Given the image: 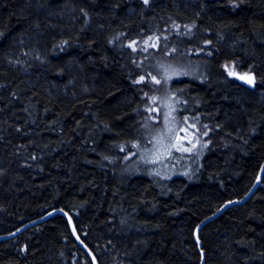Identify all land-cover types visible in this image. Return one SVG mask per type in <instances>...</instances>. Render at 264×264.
<instances>
[{"label":"trees","instance_id":"16d2710c","mask_svg":"<svg viewBox=\"0 0 264 264\" xmlns=\"http://www.w3.org/2000/svg\"><path fill=\"white\" fill-rule=\"evenodd\" d=\"M174 1L0 0V237L79 204L76 226L98 264H198L194 228L218 206L243 199L264 162L263 98L233 85L218 68L221 56H210L235 48L264 75V0H242L237 15L223 0ZM174 3L193 7L208 29H221L218 36L195 53L151 51L174 36L158 10ZM17 53L22 62L14 66ZM36 54L48 59L39 68ZM197 54L215 67L206 84L183 78L191 85L180 93L202 111L184 117L205 136L201 182L156 189L126 161L149 131L163 89L150 72L161 81L158 63ZM218 229L228 242L215 246ZM63 239L70 244V230L57 215L1 240L0 264H61ZM199 239L207 264H264V189L203 226Z\"/></svg>","mask_w":264,"mask_h":264},{"label":"rangeland","instance_id":"374dc122","mask_svg":"<svg viewBox=\"0 0 264 264\" xmlns=\"http://www.w3.org/2000/svg\"><path fill=\"white\" fill-rule=\"evenodd\" d=\"M161 1L163 0H152L154 4L157 3L156 5H158V3ZM176 1L177 0H175L174 2ZM184 1L190 6H192L193 4L197 5V3H199V0H190L191 2L189 0ZM223 1L228 8L233 10V14L237 15L236 13L240 11V8L242 6V0ZM176 4L177 3H174V5L171 6L170 9L169 7L167 8V6H161L160 8H158V10L162 13L163 19L166 24L171 27L172 32L174 31L175 33L174 36L165 41H162L161 43L153 42V49H151V51H157L158 49L166 48L170 51H173L172 49H176L180 51H192L193 53H195V49L199 50L200 45H202L206 40L218 36V34L220 33L221 29H208L207 26L203 25L201 22L202 14L200 15L196 13L193 7L190 8L186 5L184 7L185 9L182 10L180 7L176 6ZM206 9L207 5H202V11L200 12L206 14ZM85 14L89 16L84 11V15ZM148 15H146V17ZM221 15L222 13H219V16ZM149 18L150 17H147L145 21H149ZM64 44L66 45V42H64ZM154 46H156V48H154ZM51 49L53 51L52 58H58L59 55L55 54V50L53 49V47ZM234 50L236 49L234 48ZM234 50H229L222 55L216 54L213 50H211L210 56L212 58L221 56L218 68L219 70L224 71V73L232 81L233 85L239 86L249 92H258L259 97H262L264 100V85L256 86L258 81H263L264 83V75H262L261 66H258L253 60H247V58L241 56L238 51L236 52ZM59 53H62V51H59ZM36 56L37 63H32L35 65V68H39L40 65H42L43 63L45 64V62H47L48 60L47 57L44 55L42 56V54H36ZM167 56L169 55L167 54ZM198 56V58L193 57L192 59H190L189 55L180 59L178 63L170 60H168L169 62L164 61V63L162 64L158 63L157 71L160 74L161 81H157L154 74L150 72V80L155 81L158 84L162 83L163 89L160 91V93H158L157 97L154 98L155 102H157L155 103L157 104V107L151 110L152 114L150 115V125L148 124L150 127L149 131H146L147 134L144 135L145 138L142 142L132 145L133 151L131 153H128L126 161H128L131 165H136V167L138 166V175L140 177L148 179L152 184V187H155L156 189L160 188L163 190H170L171 187L178 188L177 186L179 185L194 186L198 183L200 184L201 182L200 175L201 170L204 167V164H202V159L205 155L204 146L207 145L204 141L205 136L198 134L195 124L184 121L188 120L184 119L185 116H183L186 112V108H180V103L177 97L170 89L171 87L173 90H178L179 94L180 91L191 85L190 81H187V84H184L186 81H183V78L190 77L196 78L197 80H203L207 75L211 74V71L215 67V65L213 67L212 63L208 61L210 59L209 56ZM19 57L20 56L17 53V56H13L10 59V62H12L14 66L19 65L20 62H22V58ZM62 76V74L58 75V77ZM162 81H164V83H168L166 84L167 87H164V83ZM206 81L208 80H203L202 82L206 84L208 83ZM69 83L70 81H65V79L62 80V85H64V87L69 86ZM2 84L5 85L4 82H2ZM181 95L186 96L184 92L180 93V96ZM27 118L28 122L26 124H30L33 126V128H36L38 121L34 117L29 115ZM204 119L208 120L206 117H204ZM26 124L24 125V127H26L24 128L26 129V134L28 133L29 135H32L34 129H31V126H28ZM223 131L225 132V129H223ZM238 132H241V130H239ZM262 132L263 131H261V129L259 128L253 132L252 137H259ZM127 142L129 143L132 141L127 140L123 143ZM263 165L264 162L260 166V171ZM259 175L254 179L252 187H248V191L245 193L246 195L244 197H246L252 190ZM259 188L264 189L262 180L258 189ZM156 191L159 192L158 190ZM236 200L239 201L238 199H234L218 206L214 214L227 203ZM77 206H79V204H77ZM77 206L73 204L67 210H58H61L68 216L71 224L73 225L75 234L83 244V246L78 242L77 238L72 233L69 222L63 216H61L67 222V225L69 227L71 242H69L70 244H68L67 241L63 239V243H67V248H61L58 251L57 255H59L61 264H98L94 253L84 244L80 232L77 229L76 220L79 218ZM240 206L241 205H239L238 207ZM146 215L148 214L143 213L144 218L146 217ZM210 216L205 217L204 221L207 220ZM214 220L215 219L211 220L210 222ZM200 224L201 223L196 225V227L194 228L193 238L197 246V252L199 255L198 264H207L206 252L204 250V241L198 239L200 243L199 248L194 237V234ZM214 234L217 236V240L214 241L215 246L224 244V242H228L226 239H224V237H220L221 233L219 229L217 231H214ZM251 262L252 259L250 258V263ZM6 264L11 263L8 262Z\"/></svg>","mask_w":264,"mask_h":264},{"label":"water","instance_id":"95a60500","mask_svg":"<svg viewBox=\"0 0 264 264\" xmlns=\"http://www.w3.org/2000/svg\"><path fill=\"white\" fill-rule=\"evenodd\" d=\"M260 175L256 181V183L254 184V187L252 188V190L249 192V194L244 197L243 199L239 200V201H233V202H229L227 203L226 205H224L221 209H219L214 215L210 216L207 220H205L204 222H202L199 227L197 228L195 234H194V237H195V241L196 243L198 244V247L200 248V243H199V233H200V230L202 229L203 226H205L207 223H209L211 220L213 219H216L218 218L219 216H221L226 210L234 207V206H239V205H243L245 202H247L252 196L253 194L256 192V190L258 189V187L260 186L261 184V180L263 178V175H264V165L261 169V171L259 172ZM63 216L70 224V228L72 230V233L74 234V236L77 238L78 242L83 246V244L80 242V240L78 239V237L76 236L75 234V231H74V228H73V225L71 224L68 216L63 213L61 210H52L48 213H46L44 216H42L41 218L35 220V221H32L26 225H24L22 228H20L18 231L16 232H13L12 234H9L7 236H2L0 237V241L1 240H7V239H11V238H14L16 235L22 233L23 231L29 229V228H32L36 225H39V224H42L44 223L45 221H47L48 219L54 217V216Z\"/></svg>","mask_w":264,"mask_h":264},{"label":"flooded vegetation","instance_id":"af4514ba","mask_svg":"<svg viewBox=\"0 0 264 264\" xmlns=\"http://www.w3.org/2000/svg\"><path fill=\"white\" fill-rule=\"evenodd\" d=\"M173 92H176V93H178V90H173ZM178 95V97L180 98L178 101H179V103H180V107L182 108V109H184V107L186 108L185 110H186V112H185V114L183 115V116H189L190 118L192 117V118H197L199 115L198 114H201V112L202 111H200L199 109H197V108H193V107H191L190 106V101H189V99L187 98V99H184V97L181 95L180 96V92H179V94H177ZM181 101V102H180Z\"/></svg>","mask_w":264,"mask_h":264}]
</instances>
